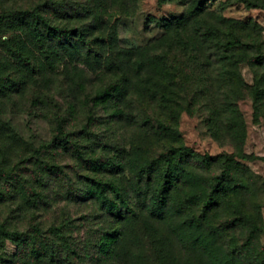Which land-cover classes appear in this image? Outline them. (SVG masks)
Here are the masks:
<instances>
[{
  "label": "rangeland",
  "instance_id": "obj_1",
  "mask_svg": "<svg viewBox=\"0 0 264 264\" xmlns=\"http://www.w3.org/2000/svg\"><path fill=\"white\" fill-rule=\"evenodd\" d=\"M56 1L60 17L70 14L58 23L87 34L74 32L52 68L39 69L42 50L32 55L30 81L18 79L25 57L11 56L0 28V118L28 143L0 141V250H18L5 232L70 219L85 237L101 222L111 227L110 210L125 232L120 262L264 264V0ZM109 57L125 68L114 70ZM36 96L68 117L74 134L59 135L44 156L69 178L48 193L52 209L20 213L10 179L37 176L34 148L57 134L54 113L25 110ZM159 119L174 129L158 133Z\"/></svg>",
  "mask_w": 264,
  "mask_h": 264
},
{
  "label": "trees",
  "instance_id": "obj_2",
  "mask_svg": "<svg viewBox=\"0 0 264 264\" xmlns=\"http://www.w3.org/2000/svg\"><path fill=\"white\" fill-rule=\"evenodd\" d=\"M159 1L162 3L164 0ZM56 6V0H0V28H4L5 35L10 40L11 56L14 58L25 57V64L22 66H25L26 72H21L24 74L18 76V79H21L23 83L30 81L36 72L37 66L33 63L32 55L42 50L45 63L41 61L39 69H41L40 67L52 68L56 58L60 56V52L69 51L74 46L72 34L79 30L72 29L69 25L64 27L58 23L59 19L69 20L70 14L66 12L60 17ZM86 34L87 30L82 28L77 35L85 36ZM58 40L61 43H56ZM95 40L102 42L98 38ZM97 42L95 44H98ZM113 43L112 38V41H109V47H112ZM107 62L114 70L115 68L122 70L126 65V60L119 61L110 57ZM118 85H122L125 88V83L122 81H119ZM18 89H13L11 95H14L12 93ZM2 94L3 92L0 90L1 99H3ZM36 98L41 102L39 104H29L25 106V110L30 111V114H37L39 113L37 112L38 109H40V112L45 117L49 116V112L54 113L53 117H56L54 130L57 134L52 141L48 143L41 142L38 148H34L35 156L38 159L32 163L41 170L37 176H26L16 172L10 179V196L13 198L14 206L18 207L17 211L20 213L26 211L28 207L43 208L46 211L52 209L57 204V199H53V196L48 193L55 189L56 181L61 183L60 176L62 180L63 177L66 180L69 178L63 172V167L56 162L54 156L51 160L45 159L44 156L58 148L59 135L65 134L67 137L74 134L73 131L67 129L68 117L66 114H60L63 111L61 106L52 107L47 101L42 100L40 96H36ZM113 99L117 100L119 97L115 95ZM15 106L17 105H12V107ZM4 112H6V104L0 102V114ZM149 118L147 117L145 122L149 123ZM158 122V133H170L174 129V126L170 125L168 121L159 119ZM141 125H144V128L148 127V124L144 122ZM147 129L145 128L144 131H147ZM7 134L13 137L19 135L14 128L7 125L0 118V141ZM13 137L10 136L11 139L15 140ZM16 138L21 139L22 143L28 144L22 136L19 135ZM67 143L64 151L73 153V149L75 151L76 148H74L72 140L68 139ZM0 151L2 153L1 149ZM78 151L80 150L78 149ZM23 161L24 159L20 158L13 168L19 169ZM0 170H2L1 161ZM147 171L148 168L146 169ZM85 179H91V177L87 176ZM162 179L165 181L166 177H162ZM95 182L98 183V188L102 190L104 187L103 183L98 180H95ZM30 190L33 191L29 196ZM37 193L40 197L37 199L41 200L33 198ZM108 214L111 215L114 221L111 227L108 226L106 221L101 222L102 224L98 229L93 230L82 238L74 234L75 230L73 228L76 226H74L75 221L72 219L68 220L67 224H54L47 230H42L39 225L36 230L28 232L19 230L5 232L2 234L3 237L14 240L18 250L13 256H7L0 250V264H129L128 262L119 261L121 256L120 245L125 236L122 219L110 210H108Z\"/></svg>",
  "mask_w": 264,
  "mask_h": 264
}]
</instances>
